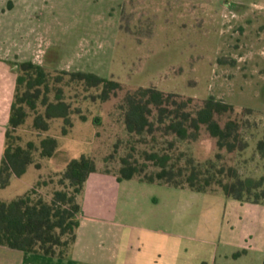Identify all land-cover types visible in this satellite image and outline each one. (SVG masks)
I'll return each instance as SVG.
<instances>
[{
  "label": "rangeland",
  "instance_id": "1",
  "mask_svg": "<svg viewBox=\"0 0 264 264\" xmlns=\"http://www.w3.org/2000/svg\"><path fill=\"white\" fill-rule=\"evenodd\" d=\"M27 61L48 74L49 100L60 88L70 125L56 117L46 131H35L34 112L43 107L39 99L35 111L24 105L28 116L13 134L17 142L51 136L56 149L50 157L34 153L26 172L0 188V201L28 189L32 198L49 200L66 165L81 156L94 160L96 172L115 174L121 157L143 161V150L166 149L173 157L182 151L183 161L191 156L201 162L220 153L242 176L263 174L264 158L255 146L264 139V0H0V76L10 74L7 67L15 77L23 75ZM66 72L94 73L120 89L102 100L101 87L68 82ZM148 87L192 98V107L210 97L230 104L233 112L217 119L221 125L239 121L250 146L227 152L205 129L181 144L158 131L154 141L151 134L130 136L124 97ZM8 129L9 123L0 136V159ZM121 182L140 201L124 213L121 199L111 198L113 230L152 234L162 242L161 260L171 251L179 264L264 263V202L226 198L220 188L195 194L135 178Z\"/></svg>",
  "mask_w": 264,
  "mask_h": 264
},
{
  "label": "trees",
  "instance_id": "2",
  "mask_svg": "<svg viewBox=\"0 0 264 264\" xmlns=\"http://www.w3.org/2000/svg\"><path fill=\"white\" fill-rule=\"evenodd\" d=\"M22 71L24 74L16 77L9 117L10 129L5 135V148L0 163V188L8 186L12 176L20 177L26 172L33 162L34 153L50 157L56 149V141L51 136H45L37 143L29 141L24 146L17 142L18 136L13 134L28 116L25 104L35 111L39 99L43 107V112H34L32 125L35 131H46L48 120L56 117L70 125V106L60 95V88L56 89L54 101L48 98V74L43 67L27 61L22 64ZM66 75L69 77L68 82H79L85 88L101 87L102 100H107L111 92L120 89L117 81L94 73L66 72ZM31 88H34V92H31ZM192 102V98H182L152 87L138 88L127 93L123 100L125 129L130 136L143 138L151 134L152 141L155 140L152 134L158 131L160 137L172 136L178 144L195 141L200 131L205 129L216 139L217 147L227 152H242L250 146V142L241 133L239 121L230 119L221 125L217 119L233 112L230 104L212 97L193 107ZM174 143L169 142V146ZM166 151L143 150V161L132 158L131 154L121 157L120 167L115 173L117 180L135 178L140 182L187 187L201 193L220 188L231 199L264 202V169L260 176H242L237 167L224 164L225 160L220 153L214 159L201 162L191 156L183 161L182 151L176 157ZM255 151L264 158V139L256 143ZM36 166L39 167V164ZM93 172H96L94 160L81 156L66 165L58 182L60 188L51 192L49 200L41 197L34 199L30 192H26L8 202L0 201V245L23 252L39 251L51 255L66 253L75 240L79 225L78 197L84 182Z\"/></svg>",
  "mask_w": 264,
  "mask_h": 264
},
{
  "label": "crops",
  "instance_id": "3",
  "mask_svg": "<svg viewBox=\"0 0 264 264\" xmlns=\"http://www.w3.org/2000/svg\"><path fill=\"white\" fill-rule=\"evenodd\" d=\"M10 71L7 67L6 73H10L7 74L8 78L4 73L3 77L0 76V136L9 123L16 86V77ZM122 185L115 174L91 173L78 197L79 225L68 251L62 255H51L39 251L23 252L0 245V264H179L174 262L178 259V254L171 251H168V255L166 253L169 258L161 260L157 251L162 247V242L152 234L144 231L146 235H137L129 229L119 234L113 230L116 215L111 198H117L118 202L121 199L124 213L140 201L135 197L133 188ZM193 193L202 194L195 191ZM111 209L113 213L108 215ZM138 215L143 216V213L139 211ZM105 238L109 243L104 242Z\"/></svg>",
  "mask_w": 264,
  "mask_h": 264
}]
</instances>
